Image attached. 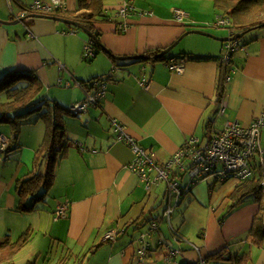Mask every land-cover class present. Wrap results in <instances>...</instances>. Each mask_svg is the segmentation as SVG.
<instances>
[{
    "label": "crops",
    "instance_id": "1",
    "mask_svg": "<svg viewBox=\"0 0 264 264\" xmlns=\"http://www.w3.org/2000/svg\"><path fill=\"white\" fill-rule=\"evenodd\" d=\"M2 1L0 19L12 21L9 17L20 14L33 0ZM65 2L66 10L77 9L78 0ZM125 2L136 11L128 15L126 29L119 31L115 11ZM104 4L108 17L95 23L104 48L86 60L81 56L89 36L79 31L63 33L71 28L69 23L36 17L0 23V77L8 71H32L44 94L53 98L47 102L63 108L84 99L90 90L76 81L104 76L106 84L97 105L78 115L63 113L65 155L58 156L53 182L42 201L29 211L17 208L16 184L33 172L44 173V162L34 163L44 129L36 135L29 131L22 140L20 128L17 139L4 152L10 160L0 165V241L6 237L15 240L29 230L28 242L37 238L39 244L44 243L38 252L48 256L55 242L57 250L62 245L57 259L67 256L66 264L87 254L86 264H230L229 257L244 253L249 254L247 264H264V241L255 246L249 233L259 203L247 195L227 209L239 180L216 181L212 176L199 180L184 192L165 220L164 211L163 217L159 214L167 185L159 182L145 188L128 169L134 153L117 139L116 130V124H121L156 162L165 163L190 137L203 143L226 121L249 125L264 110V27L251 31L228 69L217 57L224 53L219 39L229 37L230 32L213 24L219 12L210 0H153L146 6L133 0H105ZM173 8L184 10L187 17L177 21ZM191 29L212 36L183 35ZM175 40L164 61L135 57ZM180 55L187 59L183 71L171 70L169 58ZM62 84L72 87L70 96L55 90ZM42 107L41 111L47 108L46 104ZM41 111L20 126H37ZM7 125L0 122V133L4 134ZM179 179L184 187L186 175ZM61 204L67 207L66 214L55 218L54 211ZM143 219L146 221L137 226ZM151 221H157L158 228L149 240V251L139 259L136 250L141 243L136 233L138 239ZM109 229L123 231L114 241H107L104 235ZM164 246L176 250L169 262L164 258Z\"/></svg>",
    "mask_w": 264,
    "mask_h": 264
},
{
    "label": "trees",
    "instance_id": "2",
    "mask_svg": "<svg viewBox=\"0 0 264 264\" xmlns=\"http://www.w3.org/2000/svg\"><path fill=\"white\" fill-rule=\"evenodd\" d=\"M105 0H78V6L75 11L68 10H54L50 14L60 16L72 21L77 22L79 25L89 29L95 38H91L94 46V54L98 49L104 48L99 40V33L95 27L96 21L106 20L108 14L106 12ZM216 10L219 12V16L227 19L228 23L222 27H226L230 36L256 30L257 28L264 27V0H210ZM23 10L25 8H22ZM31 13L28 11L26 14ZM25 14V15H26ZM23 16L25 20L26 16ZM16 16H10L9 19L14 20ZM216 19L214 20V22ZM72 29L79 31V27L73 24H68ZM242 35V36H243ZM249 36V35H248ZM90 39V37H87ZM246 39V38H245ZM238 41L239 45L243 47L244 40ZM163 48L155 50H146L141 55L140 59H152L154 61L165 60L166 55L163 54L157 57V54L162 51ZM107 51V50H105ZM222 55L218 56L220 60ZM180 57H185L180 55ZM232 61V57H231ZM231 63V62H230ZM230 63H223L221 65L230 69ZM97 78V77H95ZM92 78L87 81H80L83 84L90 83ZM42 90V84L38 77L32 71H8L0 77V122L6 123L10 127V138L7 149L12 142L17 139L19 127L24 119L28 118L33 112L43 108L46 104L47 108L39 113V119L44 122V134L35 151L34 163L43 161L45 164V171L43 174H35L34 172L20 178L16 184V193L18 196V209L20 211H29L36 207V205L42 201L43 196L49 190L54 176L57 158L65 155V145H62L65 140V111L68 112V107L63 108L58 104H50L47 100L40 96ZM65 142V141H64ZM264 168L259 164V173L252 175L248 178L238 181L234 190L229 196L232 201L227 209H232L235 205L241 202V200L247 196L252 195L255 201L259 203L260 210L254 216L253 224L249 231L251 235V242L257 247H260L264 241V186L262 179L264 177ZM144 221L137 223V226H141ZM148 221V220H147ZM150 221V220H149ZM30 239V231L26 230L20 234L15 240L9 237L0 241V264H16L14 262V256L22 249L24 245ZM108 241V240H107ZM222 254H219L221 256ZM66 257L59 258L56 261H50L45 259L41 264H66ZM84 256L80 255L75 258L71 264H84ZM216 258V254L213 256ZM249 260V254L244 253L242 255H236L229 257L230 264H247ZM25 264H37L36 261L28 260Z\"/></svg>",
    "mask_w": 264,
    "mask_h": 264
},
{
    "label": "built area",
    "instance_id": "3",
    "mask_svg": "<svg viewBox=\"0 0 264 264\" xmlns=\"http://www.w3.org/2000/svg\"><path fill=\"white\" fill-rule=\"evenodd\" d=\"M65 0H33L26 8L15 15L16 18L24 16L28 11L50 14L54 10H66ZM136 10L129 2L123 3L115 11L116 30H125L129 22L127 17ZM172 15L174 19L182 22L187 13L180 8H173ZM228 23L227 19L217 16L213 23L215 26H223ZM76 32L75 29L64 30L63 33ZM224 53L220 60L223 63H230L231 57L239 55L241 47L236 39L223 42ZM94 46L91 38L87 39L83 45L82 57L90 59L94 56ZM187 59L185 57H172L168 60V66L171 70L182 72ZM62 67L61 64H59ZM233 69V68H232ZM231 69V70H232ZM229 75L226 76V80ZM60 81V80H59ZM143 80H141L142 83ZM82 86V83L76 81ZM66 85H70L67 81ZM90 90L86 93L84 99L74 102L68 106V112L72 115H78L87 110L89 106L99 103L106 91L105 77L97 78L87 83ZM84 83V90L87 87ZM223 111V107H222ZM264 129V110L255 116L247 126L241 125L238 121H226L220 130L214 131L207 137V141L200 143L195 137H190L181 148L176 151L165 163H158L154 160L153 154L147 152L136 140L124 131L121 124H116L117 139L125 142L132 148L133 159L127 167L141 179L147 190L154 184L165 181L168 204L164 210V216L169 220L173 207L178 204L184 192L189 191L199 180L208 176L214 177L216 181H222L229 177H235L237 180H243L251 176L249 160L254 153L259 156V164L264 168V143L262 141ZM9 143V138L0 133V153H4ZM173 168H176L173 172ZM264 173V171H263ZM180 175H186L184 187L180 183ZM264 186V177L262 179ZM66 206L58 205L54 211V217L58 218L66 214ZM158 228L157 221H151L145 231L139 232L138 240L141 245L136 250L139 259H143L150 249L149 240ZM123 229H109L104 235V239L114 241ZM159 243H162L159 241ZM166 248L165 260L174 256L176 250ZM203 263L202 261L200 262Z\"/></svg>",
    "mask_w": 264,
    "mask_h": 264
},
{
    "label": "rangeland",
    "instance_id": "4",
    "mask_svg": "<svg viewBox=\"0 0 264 264\" xmlns=\"http://www.w3.org/2000/svg\"><path fill=\"white\" fill-rule=\"evenodd\" d=\"M151 1H153V0H133V2L136 3V5H142V6L148 5V3H150ZM0 8H4V4H3V1L2 0H0ZM1 15H2V10H0V17H1ZM28 19L29 20H32L33 17H28L25 20H28ZM15 25H17V24H15ZM219 28H222V29H224L227 32V28L226 27H219ZM79 32H83V31L79 28ZM248 35H249V33L246 32L243 36L238 37L237 40L238 41H242L243 39L247 38ZM233 56H235V54ZM84 60H86V59H84ZM64 86H65L64 84H62V87L61 86L60 87L57 86V87H55L56 88L55 90H57V91L60 90L62 93L68 94L70 96V92L68 91V89H71L72 87L66 88ZM44 90L45 89L42 88L41 93H40V96L43 99H45V100L46 99L52 100L53 98L47 97L44 94ZM34 114H37V113L36 112H33L31 114V117H30L31 119L34 118ZM20 128H22L21 138H22V140H26L25 137L27 136V134H28L29 131L30 132H33L36 135V134H38L39 131H41L42 129H44V122L40 120L39 123H38V125L37 126H34V127L33 126L31 127L30 125H24L23 127L20 126L19 127V131H18V135L20 134ZM263 132H264V130H263ZM4 134H6L9 137L11 136V134H10V127L8 125L6 126V129L4 131ZM64 141L62 143H64ZM262 141L264 142V133H263ZM5 154L6 153H0V165H3L4 163H6V161L10 160V158L6 159ZM249 165H250V169H251V174L254 175V176L257 175L259 173L258 172L259 171V156H258L257 153H254L253 156H251V158L249 160ZM2 172L3 171L0 170V173H2ZM160 183H163V185L166 184L165 182H162V181ZM161 200H162V208H161V213L159 214V216L162 215L161 217H163L164 208L167 207V204H168L167 193L165 194V196L163 198L161 197ZM176 206L173 207V212L176 209ZM165 220H167V217H165ZM164 224H167V222L165 221ZM135 238H136V240H138L137 239V233H136V237ZM53 242H55V240H53ZM39 243L40 242L37 241V238H35L32 241H29L14 256V259H13L14 262L16 264H24L27 260H33V261H37V264H41V263H43V261H44L45 258H49L50 257V258H54V259L56 258L57 259L59 257L62 245H59V250H57L58 249L56 247L57 242H55V244L51 248V253L48 254V256H47L46 255V252H38L37 248L42 249V247H45L44 246V243H42V244H39ZM88 253H90V252H88ZM88 257H89V254L86 255L85 260L83 261L84 264H86Z\"/></svg>",
    "mask_w": 264,
    "mask_h": 264
},
{
    "label": "water",
    "instance_id": "5",
    "mask_svg": "<svg viewBox=\"0 0 264 264\" xmlns=\"http://www.w3.org/2000/svg\"><path fill=\"white\" fill-rule=\"evenodd\" d=\"M25 16L26 17H36V18H46V19L58 20V21H62V22H65V23L73 24V25L78 26L90 38H92V39L95 38V35L89 29H87L86 27H83V26L79 25L75 21H72V20H69V19H66V18H63V17H60V16H55V15H52V14L38 13V12H31V13L26 14ZM22 20H23V16L19 17V18H16V19H14L12 21H4V20L0 19V23H17V22L22 21ZM188 33H200V34H206V35L212 36L211 34L206 33V32H204L202 30H199V29L187 30V31H185L183 33V35L188 34ZM242 35H243V33H239V34H235L234 36H231V37L220 38L219 40H222L224 42V41L236 39L238 37H241ZM177 41L178 40H175L173 43H171L168 46H166L165 48H163L162 51L157 54V57H160L161 55L168 53L173 48V46L177 43ZM141 55L142 54H138L135 57L140 58ZM129 57H134V56H116L117 59H125V58H129ZM263 215H264V206H263ZM263 223H264V219H263Z\"/></svg>",
    "mask_w": 264,
    "mask_h": 264
}]
</instances>
